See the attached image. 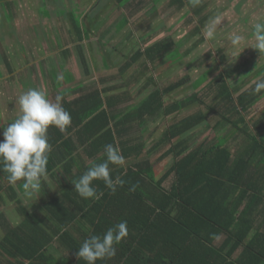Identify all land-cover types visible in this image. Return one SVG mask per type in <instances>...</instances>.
Masks as SVG:
<instances>
[{
  "label": "trees",
  "instance_id": "16d2710c",
  "mask_svg": "<svg viewBox=\"0 0 264 264\" xmlns=\"http://www.w3.org/2000/svg\"><path fill=\"white\" fill-rule=\"evenodd\" d=\"M121 1L125 5L136 0H116ZM158 2L151 0L146 5L143 21L157 12ZM10 3L0 2L8 8ZM186 5L193 7L190 0L166 3L174 9ZM135 6L139 7V3ZM192 9L199 18L190 33L199 34L210 15L202 16V7ZM84 13L81 15L87 11ZM124 16L122 21L126 24L127 15ZM47 17L48 13L42 17V21H48L42 22L45 30L41 32L44 35L41 43L51 48L50 54L36 59L41 78L34 77L31 88L39 86L37 80L49 82L53 90L61 87L59 102L71 114L72 122L64 132L49 127L52 150L37 206L22 202V196L26 195L23 181L11 185L7 173L0 170V229L3 230L0 264H86L76 255L81 243L90 234L102 235L120 221H127V237L115 245V256L98 260L96 264H264V231L254 230L255 220L264 226V106L258 113L253 110L264 97V90L256 94L254 86L244 88L249 78L230 80L243 63L224 66L226 55L221 50L196 57L193 62L197 66H202L210 57L216 60L190 82L195 91L206 87L213 93L206 110L199 107L202 100L198 91L171 99L174 91L189 83V75L172 81L151 75L145 78L142 72H132L133 63L143 55L147 59L145 71L156 67L158 61L159 68L165 67L161 62L167 57L169 63L174 62V53H179L172 50L173 41L168 37L136 50L115 67L114 61L103 55L100 65L103 71H108L107 75H98L95 80L82 84L67 70L71 68L66 64L74 56L68 45L72 44L78 63L84 68V78H90L92 73L96 75L98 66L88 59L84 45L91 42L92 34L103 22L97 25L98 18L72 16V19L66 18L69 22L66 26L59 17L60 37L50 41L49 24L53 20L56 25L58 21ZM102 28L104 31L98 34L100 41L107 31L105 23ZM202 41L203 34L182 55L190 53ZM20 55L29 64L24 48ZM8 57L2 52L7 70L12 74L14 69ZM27 68L33 75V66ZM59 74L63 75L59 77ZM132 81L139 85L134 93L113 92ZM24 82L26 86L27 81ZM63 82L68 87H63ZM157 117L159 121L153 127L145 128L148 119ZM213 119L212 127L216 130L213 138L190 148L188 143L198 138L192 132L208 127ZM162 122L167 126L153 138L152 146L144 150L146 138H151ZM8 123L0 124V133ZM226 129L230 131L225 132ZM229 132L234 141L242 135L244 142L222 140ZM107 144L119 147L125 157L122 167L110 165L113 178L120 177L125 183L113 193L102 180H95L99 198L85 200L75 191L72 181L93 162L106 158ZM158 150L163 151L155 161L161 163L162 159L173 158L159 177L154 169L155 161L150 159ZM243 201L240 214L235 216ZM10 204H15L13 210L18 221L8 218ZM235 223H238L236 229ZM220 234L225 238L219 245L213 244ZM54 241L56 247L52 245ZM239 247L242 252L234 256Z\"/></svg>",
  "mask_w": 264,
  "mask_h": 264
},
{
  "label": "rangeland",
  "instance_id": "374dc122",
  "mask_svg": "<svg viewBox=\"0 0 264 264\" xmlns=\"http://www.w3.org/2000/svg\"><path fill=\"white\" fill-rule=\"evenodd\" d=\"M6 1L11 2L10 8H8L9 6L6 7L5 5L0 4V124H4L5 122L10 123L19 115L20 108L19 104L17 103L19 95L27 89L31 88V81H35L34 77L41 78L39 69H37L38 67L35 63L36 59L50 54L48 50H50L51 48L48 46H44V43H41L42 36L44 37L41 32L42 30H45L42 24L45 19L43 18L44 20L42 21V17L47 16V13L50 19L54 18L56 20H60L61 18V21L66 26H68L69 23L66 18L72 19V16H76L78 19L83 18V16L87 17V19L98 18L97 25L103 22L101 24V27L98 28V31H95V33L92 34L90 40L91 42L86 45L87 48L84 45V51H86L88 59L91 58L90 60L93 61L91 63L94 65L97 64L96 67L98 66L97 69L99 71L98 73H96V75H93L92 73L90 78H84V68L78 63L77 54L72 44L68 45V47L72 49V53L75 57L73 56L72 60H70L69 62V65L66 64L67 66H70L71 69H67V66H65V69H67L68 71H72L76 81L79 82L80 79V82L82 84H86L88 82H91L92 80H95L96 78H98V75H107L108 71H103L100 65V61L103 55H106L110 60H113L114 62H112L115 67L121 64L124 60L129 59L130 55L132 54L131 52H133V50L136 48V46L134 45L136 42H138L139 37H142L146 34L150 35L154 32L157 33L159 30L160 31L158 34H160L161 36L163 34L164 36L166 34H169L176 41L177 48L182 53H184L187 48L192 46L193 41H195L200 35L203 34L204 36V41H202L194 49V51H192L191 54L189 53V55L184 56L182 59L180 57V60H178V55L174 53V60L176 59L178 61L169 63V59L167 57V59H165L164 62L161 63L165 66H168V69H166L167 67H164V69H166L165 73L160 74L161 80L166 78L165 80L169 79L174 81L184 75H189L191 77L190 79L196 78L201 72L214 65V62L216 61L215 57H210L206 62H204L202 66L197 67L195 66V63H191V66H187L186 63L189 62V59L191 57L192 59L196 58L197 56L201 58L207 52L217 53L218 50L223 51L226 55L224 66H226L227 64H235V62H238L242 58V56L245 59H248L245 62V66L253 62L264 63V54L262 55V59H260L259 51L251 47V45L254 43V40L252 39V27L259 18L264 17V0H201L202 3L204 2V4H207L206 2H208L209 4L207 8L203 9V12H206L208 13V15H210L209 21H211L216 16L220 17V24L216 27L215 36L212 39L205 38V31L210 26V22H206L204 24V27L198 35H194L193 37H191L187 33V30H189V28L193 29L195 27V25L197 24L195 20L196 18L188 14H186V17L183 16L184 18L181 17L184 9L168 8L166 6L168 0H159L157 12L150 19H147V23H145L142 27L141 31L145 30V33L136 32L137 21H134L135 24L133 23L131 25V21L135 20L136 17L133 16V18H131L130 14H128L130 12L128 11V8L134 7L136 2L138 3L139 0L130 2L129 4L125 5H123V1L117 3L116 0H0V2ZM140 1L141 4L139 5V7L142 8V10L146 9V5H150L151 3V0ZM238 4H240V7ZM255 6L257 7L256 13L254 12V14L252 15L250 14V10H253V8L255 9ZM237 7L239 8L236 9ZM258 7L261 8L258 9ZM188 9H190V7H188ZM82 11L85 12L84 14H86L87 11V14L81 15ZM124 15H127L126 17L128 18L130 17V26L127 24L126 26L124 25L125 22L123 23L122 21L125 20L123 19L125 18ZM188 16L193 19L192 23H187V19L189 18ZM45 21L47 22L48 20ZM52 21L50 22L51 24H49L52 28V32H50V41H57V39H59L60 37L59 29L61 23L57 20L58 22L55 25L54 22L52 23ZM104 23L106 24L107 31L104 32V36L102 37V40L104 41L103 43L102 40H99L100 35L98 34L104 31V29L102 28V25ZM115 29L121 31V33L117 34ZM234 33L240 34L245 37V42L241 46V48L244 49L240 53L239 57L235 60V62H231L232 58L230 54H232V52L235 50L232 48L229 38ZM122 43L124 44L122 45ZM132 45L134 47H131ZM22 48L25 49L27 58L30 60H28L29 64H25L22 61L20 55V50H22ZM2 52L5 55L9 56L8 60L12 64L14 73L11 74L8 72L4 59L2 58ZM179 54L181 55V53ZM27 66H33V75H30L31 72L29 71ZM92 66L93 65H91V67ZM244 72L247 73L248 69ZM157 74L158 73L156 72L154 73V76H156L155 78H159ZM237 74L238 73L233 75L230 80L239 81L241 78H243L242 75L238 76ZM62 75L63 74H59V77H61ZM24 81H27L26 86L24 85ZM37 81L39 83V86L37 88L45 90L47 94H50L48 98L51 101L56 102L57 97L60 96L58 95V92L61 90V87L53 90L50 89L51 85L49 84V82H45L44 80ZM160 83H163V81H160ZM64 85L65 82H63V87L66 86ZM72 85L74 86V82L72 83ZM75 85H77V83H75ZM66 87H68V85ZM197 91L199 92L198 96L201 97L202 100V103H200L199 107L206 110V105L210 102L213 93L211 91H208L206 87ZM197 91H195L190 86V83H188L180 87L176 91V93L174 92L173 95H171V99L174 100L184 98L185 96L191 95L193 92ZM195 104L196 103H194V107L196 106ZM263 106L264 100L255 104L253 107L254 113H258V111ZM158 121V117L155 120L148 119L145 128L153 127ZM214 121V119L210 120V125L208 127H199L196 131L192 132L193 135L197 136L198 138H196L194 142L188 143V146L190 148L199 143L200 140L209 141L213 138V134L216 132V130L212 127ZM165 126H167V124H163L162 122V125L158 130L155 131L152 137L157 136ZM227 131L230 130L226 129L225 132ZM225 132L222 134H225ZM216 136V140H218L219 135ZM240 136V138L237 137L236 141L244 142V137L242 135ZM221 139L227 140L228 143H231L232 141L236 142L234 141V137L231 136V132H229V136H227V138L221 137ZM152 140L153 139H150L149 141V138H146L147 145L145 146L144 150L149 149V147L152 146ZM232 147V149H234L235 144L234 146L232 145ZM165 148H167V146H165ZM162 151L163 150H158L154 155H151V161L154 162L156 157ZM161 161V163H159L160 161H155L154 164V169L157 177L161 176L167 170V168L172 164L173 158L167 157V159H162ZM21 199L22 202L26 205L34 203V205L36 206L37 199H39V197L35 199L29 198L25 195V197L23 196ZM14 206L15 204L8 205L7 208L11 211L8 214V218L12 221H18L19 218L16 212L13 210ZM0 233L2 235L1 229ZM53 244L56 247L55 241L52 243V245ZM53 251L56 255V250ZM58 253L60 252L58 251Z\"/></svg>",
  "mask_w": 264,
  "mask_h": 264
},
{
  "label": "clouds",
  "instance_id": "9594fccd",
  "mask_svg": "<svg viewBox=\"0 0 264 264\" xmlns=\"http://www.w3.org/2000/svg\"><path fill=\"white\" fill-rule=\"evenodd\" d=\"M195 7L199 0H190ZM220 24V17L216 16L210 21V26L205 31V38L215 36L216 27ZM252 48L264 54V17L259 18L252 27ZM232 48V60L239 57L244 48L245 37L234 33L229 38ZM264 90V78L255 82L253 92L258 94ZM57 101H51L45 90L29 88L19 95V115L3 127V139H0V165L3 172L7 173L8 183L15 185L23 181L22 187L29 198L37 199L41 193L42 178L47 176L49 155L52 145L49 142V127H55L61 132L66 131L71 125V114ZM105 159L93 162L78 179L72 181L75 191L85 200L99 198L95 180H102L104 185L113 193L118 186H123L125 181L120 177L111 175L110 165L123 166L125 157L119 147L107 144L104 148ZM128 235L127 221H120L109 227L102 235L90 234L79 246L76 255L86 264H96L98 260L111 258L116 255V247Z\"/></svg>",
  "mask_w": 264,
  "mask_h": 264
},
{
  "label": "crops",
  "instance_id": "0c3cea01",
  "mask_svg": "<svg viewBox=\"0 0 264 264\" xmlns=\"http://www.w3.org/2000/svg\"><path fill=\"white\" fill-rule=\"evenodd\" d=\"M139 5L141 4V1L139 0ZM207 4H204V2L202 3L201 2V0L199 1V4H197L196 5V7H202L203 9L204 8H207L208 7V2H206ZM205 5V6H204ZM239 5V7H240V4H238ZM212 6V5H211ZM188 7H190V9H188ZM239 7H237L236 9H238ZM193 7L192 6H185V7H183L182 9H184V12H183V14L181 15V17H183V15H184V17H186V14H188V15H192V16H194L196 19V21L198 20V18H199V16H197V15H195V11L192 9ZM256 6H255V9L253 8V10H250L249 12H250V14H254V12L256 13ZM261 7H258V9H260ZM203 9H202V12H201V14H203V15H208V13H206V12H203ZM128 11H130L128 14H130V17L131 18H133V16L134 17H136L135 18V20H133V21H131V25L134 23L135 24V22L134 21H137L136 22V24H137V31L136 32H140V33H145L146 31L144 30V31H141L142 30V27H143V25L145 24V23H147L146 21L147 20H145V21H143L142 20V18L143 17H145L144 16V14H145V9H141L140 7H130V8H128ZM202 15V16H203ZM129 17V18H130ZM183 17V18H184ZM189 17V16H188ZM128 17H127V25H129L130 26V24H129V19ZM137 19V20H136ZM192 21H193V19L191 18V17H189L188 19H187V23H192ZM139 22H143L142 24H140ZM206 22H210L209 20H207ZM205 22V23H206ZM126 24H124L125 26H126ZM207 25V24H206ZM191 28H189V30H187V33L191 36V37H193L194 35H198V33H194V34H191L190 32H191ZM202 30V29H201ZM115 31H116V33L117 34H119V33H121V31H118L117 29H115ZM160 31V30H159ZM159 31L157 32V33H153V34H146V35H144V36H142V37H139V40H138V42H136L135 43V45L134 46H136V48L133 50V52H131L132 54L136 51V50H138V49H144L145 47H147V46H149V45H151V44H153V43H155V42H162L163 41V38H171V40L173 41V46H172V50H174V51H176L177 53H181V55L180 54H177L178 56H180L181 57V59L184 57V56H186V55H182V52H180L179 50H178V48H177V44H176V41L169 35V34H166L165 36H164V34L161 36L160 34H158L159 33ZM131 34V33H130ZM114 35V34H113ZM124 35V34H123ZM149 36V37H148ZM196 37H198V36H196ZM199 38V37H198ZM197 38V39H198ZM196 39V40H197ZM195 40V41H196ZM195 41H193V43L195 42ZM124 43H122V45H123ZM133 45L131 46V47H134ZM172 50H171V52H172ZM128 51H129V49H128ZM192 51H194V50H191L190 51V54L192 53ZM162 55V54H161ZM160 55V56H161ZM187 55H189V53L187 54ZM262 55L263 54H261L260 56H259V58L260 59H262ZM131 56V55H130ZM163 56V55H162ZM264 56V55H263ZM130 58V57H129ZM164 58H166V57H164ZM258 58V59H259ZM167 59V58H166ZM169 59V58H168ZM119 60V59H118ZM147 59H146V57L143 55V56H141L136 62H134L133 63V66H132V68H131V70H132V72L133 73H141L142 72V75L144 76V77H149L150 75L151 76H153V77H156V76H154V73L156 72V73H158L157 75L159 76V78H160V74H162V73H165V70L166 69H168V66L166 65H164L165 67H167L166 69H164V67H162V68H159L158 66H156V67H153V68H151V70H148V71H145V65H144V62L146 61ZM178 60H180V59H178ZM178 60H176V61H178ZM194 60H196V58H193L192 59V57L189 59V62H192V63H194L193 61ZM248 59H245L243 56H242V58L237 62V63H243V66H241L240 67V69H239V71L237 72L238 74V76H241L242 75V77L245 79H247V78H249L248 79V81L246 82V84L244 85V88H250L251 86H255V82L258 80V79H260V78H264V68H263V65H264V63H261V62H253V63H251V64H249V65H247V66H245V62L247 61ZM264 60V59H263ZM120 61V60H119ZM241 61V62H240ZM163 62V61H162ZM161 62V63H162ZM174 62H175V60H174ZM123 63V62H122ZM158 65L160 64V61H158V63H157ZM258 64V65H257ZM260 64H262V65H260ZM196 67H197V65H195ZM248 69V75H245L246 73L244 72V71H246ZM249 76V77H248ZM159 78H156V79H159ZM191 78V77H190ZM195 79V78H194ZM194 79H189V83L192 81V80H194ZM242 79V78H241ZM188 84V83H187ZM186 85V84H185ZM139 85L137 84V83H135L134 81H132L131 83H129V84H127L126 86H121V87H119V88H117V89H115V90H113V92H115V93H123V92H126L125 90H127V92H131V93H134V91L133 90H135L136 89V87H138ZM184 86V85H183ZM191 86V85H190ZM178 90V89H177ZM176 90V91H177ZM147 91V90H146ZM176 91H174L175 93H176ZM126 92V93H127ZM145 92V91H144ZM143 92V93H144ZM173 92V93H174ZM144 94H146V92L144 93ZM264 100V97L261 99V101H263ZM260 101V102H261ZM129 103H131V102H129ZM153 137H155V136H153ZM153 137H151V138H149V141H150V139H153ZM200 141H203V140H200ZM153 142V141H152ZM23 197V196H22ZM38 203V202H37ZM245 204V202L243 201V203H241L240 205H239V208H237L236 210H235V216H237L238 214H240V212H241V210H242V208H243V205ZM37 206V205H36ZM14 223V222H13ZM259 224H261L260 223V221H257V220H255V222H254V227H255V229L254 230H256V229H258V230H260V229H262L263 231H264V226L263 225H259ZM238 227V223H235L234 224V226H233V228L234 229H236ZM2 235H3V230H2ZM2 235H1V233H0V239H1V237H2ZM225 238V235L224 234H220V236L218 235V237L216 238V239H214V241H213V244H215V245H219L221 242H222V240ZM242 252V249L239 247L235 252H234V256H236V255H238L239 253H241ZM1 257V256H0Z\"/></svg>",
  "mask_w": 264,
  "mask_h": 264
}]
</instances>
